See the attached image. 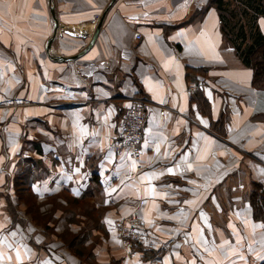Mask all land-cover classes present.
Here are the masks:
<instances>
[{
    "label": "crops",
    "instance_id": "crops-1",
    "mask_svg": "<svg viewBox=\"0 0 264 264\" xmlns=\"http://www.w3.org/2000/svg\"><path fill=\"white\" fill-rule=\"evenodd\" d=\"M234 2L239 33L246 4ZM101 20L86 53L57 59L83 50ZM257 24L264 35V14ZM252 75L215 0H0V264H264V220L241 197L248 178L264 182V90ZM200 88L210 113L193 100ZM140 98L137 171L117 141ZM221 114L224 131L213 126ZM33 165L38 176L24 183L38 201L102 207L41 208L69 224L72 248L63 228L18 208L16 177ZM131 216L153 241L141 246L152 260L123 246L116 221Z\"/></svg>",
    "mask_w": 264,
    "mask_h": 264
},
{
    "label": "trees",
    "instance_id": "trees-1",
    "mask_svg": "<svg viewBox=\"0 0 264 264\" xmlns=\"http://www.w3.org/2000/svg\"><path fill=\"white\" fill-rule=\"evenodd\" d=\"M246 4L243 12V16H246L244 26L239 33L236 32V24L239 22L235 20L238 13L230 8V0H215L216 6L220 11L222 24L225 30V34L228 40L233 44V47L237 54L242 58L244 64L252 69V85L260 90H264V35L261 32L257 19L264 14L263 0H240ZM252 13V14H251ZM241 33V34H240ZM240 34V35H239ZM240 37V38H239ZM239 39V42H238ZM200 88L193 96V100L197 103L201 111L209 109L212 112L211 102L202 93ZM225 118L221 114V117L216 122H213V126L219 125L221 129ZM94 176H97L95 174ZM255 191L250 196V203L253 207V215L257 220H264V188L262 184H258ZM260 191V192H259ZM68 244L69 247L73 246V239ZM134 243V242H133ZM140 251L144 252V258L152 260L156 255V252H152L149 256L147 250L143 247H138Z\"/></svg>",
    "mask_w": 264,
    "mask_h": 264
},
{
    "label": "built area",
    "instance_id": "built-area-1",
    "mask_svg": "<svg viewBox=\"0 0 264 264\" xmlns=\"http://www.w3.org/2000/svg\"><path fill=\"white\" fill-rule=\"evenodd\" d=\"M100 14L95 15L93 23L98 22ZM136 36L141 38V33L137 32ZM195 88L191 86L190 89ZM147 103L143 99H134L130 102L123 113L121 121V130L117 141L118 152H126L135 162L136 170L142 171V148L141 140L143 138V130L146 122ZM116 230L122 238L125 248L132 249L133 254L138 247L148 242L149 234L145 231L143 221L137 216L122 218L116 221ZM134 242V243H133ZM153 245L150 240L146 245L147 248Z\"/></svg>",
    "mask_w": 264,
    "mask_h": 264
},
{
    "label": "rangeland",
    "instance_id": "rangeland-1",
    "mask_svg": "<svg viewBox=\"0 0 264 264\" xmlns=\"http://www.w3.org/2000/svg\"><path fill=\"white\" fill-rule=\"evenodd\" d=\"M233 4L234 5H232V3H231L230 6L234 7L238 3L235 4V2H234ZM240 12H241V10H240ZM240 12L238 14H241ZM144 127H145V125H144ZM141 142H142V140H141ZM28 160H30V159H28ZM35 161L37 162V159L32 158V160L29 162V164H32ZM39 167L40 166H38V165H33V167L31 168L30 171L29 170L23 171L25 175H23V173H22L21 174L22 176L18 175L16 177V181H15V183H16L15 189L16 190L15 189L14 190H15V192H17L16 196H17L18 208L21 211H24V209H25L30 214L29 216L30 217L32 216V218H33L32 220L36 219L37 221L34 220L35 225H39L40 227H44V228L48 227V229L50 231H55V229H57L58 226L60 228H63L64 234H62L61 239H63L65 241V244H69L72 240V236L73 235L75 236V234H73V232L70 231L71 227L69 226V224H67L65 222H61V223L56 222L54 220L55 217L53 215L52 216L48 215V213L43 215L41 212V208L46 209L50 206L49 203H53L52 207L54 210H56L57 208H64V211L66 210L69 215H72V212H73L71 209L72 207L73 208H75V207L80 208V211L86 215H88L90 213H92V214L96 213L97 215H99L102 213V207L101 206L96 207V205H94V204L93 205L89 204L88 201L75 203L76 201H73L70 196H66V198L68 199V205H65V206L62 205V203L60 201H58L57 199H50L48 201H46V200L38 201V199L36 198L34 193H31L30 189L28 188V185H26L24 182L26 181V182L30 183V178H32V181L35 180V177L38 176ZM26 168L27 167L25 165L23 167V169H26ZM243 177H246V174H244ZM258 184H262L263 188H264V182H262V181H253L252 178H248V180H245V186L243 187L241 185V194H244V197L241 196L242 199H245V200L247 199L249 202H251L249 200L250 196L254 192V190L258 191L259 188H256L258 186ZM23 198H25V199H23ZM18 199H19L20 203H19ZM21 199H23L24 201ZM252 211H253V207H252ZM71 218L72 217H70V219ZM92 218H94V216ZM225 240H226V242H228L227 237L225 238ZM214 241H215V238H214Z\"/></svg>",
    "mask_w": 264,
    "mask_h": 264
},
{
    "label": "water",
    "instance_id": "water-1",
    "mask_svg": "<svg viewBox=\"0 0 264 264\" xmlns=\"http://www.w3.org/2000/svg\"><path fill=\"white\" fill-rule=\"evenodd\" d=\"M51 11H52V15H53L54 22H55V34H53V36L49 39V42L47 45V50H49V52H51L52 43L56 38V33H57V29H58L57 16H56V12L54 11L53 7L51 8ZM101 25H102V20L99 22V24L95 30V33L92 37L91 42L83 50H81L79 53H77L73 56H58L57 59L61 60V61H68V60H72V59H77L80 56H82L84 53H86L93 46V44H94V42L98 36Z\"/></svg>",
    "mask_w": 264,
    "mask_h": 264
},
{
    "label": "snow or ice",
    "instance_id": "snow-or-ice-1",
    "mask_svg": "<svg viewBox=\"0 0 264 264\" xmlns=\"http://www.w3.org/2000/svg\"><path fill=\"white\" fill-rule=\"evenodd\" d=\"M157 151H159V148H157ZM133 167H135V162H133ZM191 166L189 165V168H190ZM168 171L171 173L172 172V169H168ZM186 203H195L194 201H186ZM17 259L19 260L20 259V253H19V251H17Z\"/></svg>",
    "mask_w": 264,
    "mask_h": 264
}]
</instances>
